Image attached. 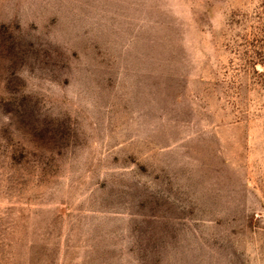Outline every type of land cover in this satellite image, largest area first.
<instances>
[{
	"label": "rangeland",
	"instance_id": "obj_1",
	"mask_svg": "<svg viewBox=\"0 0 264 264\" xmlns=\"http://www.w3.org/2000/svg\"><path fill=\"white\" fill-rule=\"evenodd\" d=\"M0 264H264V0H0Z\"/></svg>",
	"mask_w": 264,
	"mask_h": 264
}]
</instances>
